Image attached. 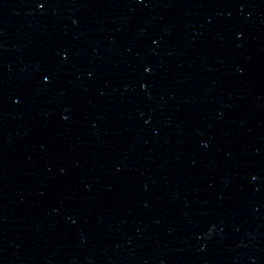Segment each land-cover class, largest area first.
Instances as JSON below:
<instances>
[{
    "label": "water",
    "instance_id": "obj_1",
    "mask_svg": "<svg viewBox=\"0 0 264 264\" xmlns=\"http://www.w3.org/2000/svg\"><path fill=\"white\" fill-rule=\"evenodd\" d=\"M0 264H264V0H0Z\"/></svg>",
    "mask_w": 264,
    "mask_h": 264
},
{
    "label": "snow or ice",
    "instance_id": "obj_2",
    "mask_svg": "<svg viewBox=\"0 0 264 264\" xmlns=\"http://www.w3.org/2000/svg\"><path fill=\"white\" fill-rule=\"evenodd\" d=\"M38 6H42V5H38ZM147 70V69H146ZM45 79H47V77H45Z\"/></svg>",
    "mask_w": 264,
    "mask_h": 264
},
{
    "label": "clouds",
    "instance_id": "obj_3",
    "mask_svg": "<svg viewBox=\"0 0 264 264\" xmlns=\"http://www.w3.org/2000/svg\"><path fill=\"white\" fill-rule=\"evenodd\" d=\"M213 232L215 231V228H213V230H212Z\"/></svg>",
    "mask_w": 264,
    "mask_h": 264
}]
</instances>
